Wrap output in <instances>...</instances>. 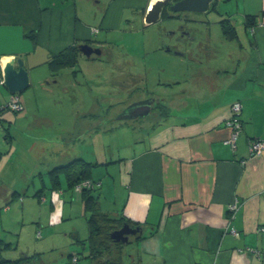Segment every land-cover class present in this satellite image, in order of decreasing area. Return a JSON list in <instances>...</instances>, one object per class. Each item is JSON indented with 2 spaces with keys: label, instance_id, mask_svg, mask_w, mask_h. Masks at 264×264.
<instances>
[{
  "label": "crops",
  "instance_id": "crops-1",
  "mask_svg": "<svg viewBox=\"0 0 264 264\" xmlns=\"http://www.w3.org/2000/svg\"><path fill=\"white\" fill-rule=\"evenodd\" d=\"M150 7L149 0H0V68L19 56L30 73L59 51L81 43L99 47L101 55L108 33L125 32L132 20H140L143 28L157 24L144 19ZM210 11L216 14L212 20L221 37L204 40L221 44L220 54L214 48L191 52L200 41L185 43L186 48L180 49L185 54L165 50L156 36L143 41L137 76L153 65L144 63L146 57L171 54L177 68L171 71L172 81H159L153 90L133 79L136 84H128L130 94L139 92L129 105L147 96L151 109L138 124L118 121L121 129L130 128L121 151L109 153L103 140L98 141L106 147L98 151L99 143L93 140L90 157L67 156L65 131L46 127L47 120L33 123L36 130L25 129L41 145L42 151L35 155L38 169L32 172L41 177L36 194L40 201L47 200L48 191L50 201L62 210L73 209L67 200L84 203L83 194L68 187L65 174H59L58 196L47 181L51 168L80 158L96 163L89 175L101 181L99 190L104 187L102 197L95 194L99 207L141 225L123 243L127 247L120 251L114 247L96 259L88 257L93 264H264V151L250 156L248 150L249 139H264V0H220ZM222 17L234 26L231 38L222 31ZM34 31L33 39L27 34ZM156 88L169 103L152 95ZM236 100L241 103L243 125L232 147L226 142L231 132L226 119ZM114 118L105 122L111 125L105 132L108 138L115 131ZM74 167L79 170L81 164L75 162ZM87 215L83 212L84 239ZM38 231L36 238L41 236L39 231L37 237ZM74 246L66 262L78 254L79 263L83 251L89 253L87 242L81 250L78 243Z\"/></svg>",
  "mask_w": 264,
  "mask_h": 264
},
{
  "label": "rangeland",
  "instance_id": "rangeland-1",
  "mask_svg": "<svg viewBox=\"0 0 264 264\" xmlns=\"http://www.w3.org/2000/svg\"><path fill=\"white\" fill-rule=\"evenodd\" d=\"M179 13V18L160 20L148 28H143L140 20H132L125 32L118 30L114 34L108 33L110 36L101 55L88 57L79 52L73 62H67L56 70L52 69L50 61L40 64L42 66L28 73V86L17 93L23 104L22 109L0 112V238L10 243L9 247L3 249L5 257L16 258L22 252L31 254L38 250L43 264H64L69 258V251L76 250L75 243H78L77 249L81 250V245L87 242L84 239L83 212L89 211L84 203L73 202L72 198L71 201L67 200L66 204L71 203L73 208L69 212L67 206L62 210L55 201L51 202L48 191H45L48 196L46 201H40L36 195L42 187V181L39 175L33 176L32 172L38 169L35 155L42 150L41 145L34 143L33 137L25 129L30 126L33 127L31 130H36L37 124L33 123L47 120L50 125L46 127L65 131L67 156L82 155L88 158L94 148V141L99 143L95 146L96 150L103 148L98 140L107 141L108 148H104L109 153L121 151L120 144L130 128L121 129L118 121L122 118L134 120L138 124L142 120V116L133 117L130 114V100L137 97L139 92L132 91L130 94L126 89L128 84L137 82L140 87L153 90L159 81H172L171 71L177 68L171 54L161 59L146 57L144 63L153 65L147 70L143 69L142 75L137 76L140 70L135 66L139 65L142 57L138 56L139 51H143L146 38L156 36L162 39L163 44H172L180 49L186 48L185 43L200 41L191 47V52H210L214 48L221 53V44L204 40L221 37L219 26L212 20L216 18L214 11ZM206 18L209 21L207 23ZM180 25L196 36L193 42L186 39L182 44L172 39L173 32H177ZM127 67L135 74L130 75ZM152 95L161 100L166 99L158 88ZM9 97V90L0 83L1 104L6 103ZM145 97L143 99L147 100ZM165 101L169 103V99ZM111 116L115 117V131L113 134L109 132L112 137L108 138L105 132L108 128L111 130V125L105 122ZM129 131H133L132 128ZM99 135H104V138L100 139ZM103 190L104 187L102 190L98 188L93 193L102 197ZM5 204L9 205L7 211H3L8 208L3 209ZM77 228L79 237L75 233ZM38 230L41 232L40 238H36ZM127 245L125 243L122 247ZM83 253L78 264H93L85 255V250Z\"/></svg>",
  "mask_w": 264,
  "mask_h": 264
},
{
  "label": "trees",
  "instance_id": "trees-1",
  "mask_svg": "<svg viewBox=\"0 0 264 264\" xmlns=\"http://www.w3.org/2000/svg\"><path fill=\"white\" fill-rule=\"evenodd\" d=\"M220 0H213L211 4L210 10L216 9V4ZM169 7H166V9ZM166 9L162 11L161 16L165 17L167 15ZM209 10V11H210ZM221 24V28L223 33L227 37H232L235 35L234 26L229 18L222 17L219 20ZM35 32H31L27 34L29 37L34 39ZM80 51L78 45H70L65 49L59 51L57 54H54L51 59L50 63L52 64V69L56 70L67 62H73L74 57ZM231 105V104H230ZM8 110L0 109V112ZM241 118V117H240ZM242 120V119H241ZM79 162L81 167L79 170H76L74 167V163ZM95 162H88L84 161L83 159L77 158L65 165H60L53 167L49 170L51 185L49 189L52 190H59L61 189L59 174H65L66 182L68 187L74 189V185L76 183L81 182L85 178H91L89 175L90 168L95 165ZM93 179V178H92ZM94 188H84L81 193L83 194L84 204L86 209H88L89 213L87 212V224H88V237L86 241L89 246V253L87 257H91L92 259H96L97 257L103 255V253H107L112 248H119L118 251L121 250V247L124 242L115 241L111 238L110 233L114 229H117L122 226L123 223H128L130 226L136 227L138 226L141 229V225L138 222L130 221L124 217H113L109 213L103 211L99 207V202L97 200V196L92 193L93 190L98 189ZM41 190V188H40ZM36 194H39L37 191ZM9 205H4L3 208L8 207ZM40 236V232L38 231L37 237ZM10 243L0 238V264H43L40 256V252H34L31 254L28 253H21L19 257L16 258H8L3 255V249L9 247ZM77 256L76 260L73 261V258L64 263V264H78V254H74ZM73 255V256H74ZM72 256V257H73ZM95 264H112V263H95Z\"/></svg>",
  "mask_w": 264,
  "mask_h": 264
},
{
  "label": "water",
  "instance_id": "water-1",
  "mask_svg": "<svg viewBox=\"0 0 264 264\" xmlns=\"http://www.w3.org/2000/svg\"><path fill=\"white\" fill-rule=\"evenodd\" d=\"M213 0H157L147 10L145 14V21L147 23L158 22L161 19L163 9L168 6L172 12H199L206 13L210 10ZM183 26H181L182 28ZM183 37L177 39L183 44V41L189 39L193 41L196 39L195 35L190 33V30L184 29L182 31ZM186 36V38L184 37ZM164 49L177 54H185L180 48L175 47L172 44L164 43ZM80 51L86 55L92 54L99 55L101 49L99 47H93L88 43L79 44ZM0 75L3 79L2 84L7 87L11 93H18L25 89L29 84L28 71L24 66V61L21 57H14L10 61H7L0 70ZM151 99L137 101L133 106L131 105V116H144L149 113L151 109ZM139 230V227L130 226L127 222L123 223L121 227L111 231L110 236L115 241L127 242L129 235L134 234Z\"/></svg>",
  "mask_w": 264,
  "mask_h": 264
},
{
  "label": "built area",
  "instance_id": "built-area-1",
  "mask_svg": "<svg viewBox=\"0 0 264 264\" xmlns=\"http://www.w3.org/2000/svg\"><path fill=\"white\" fill-rule=\"evenodd\" d=\"M157 0H149V6H152V4ZM1 70V68H0ZM3 82V79L0 75V83ZM11 109L13 111H17L22 109V105L19 100V96L16 93H10L9 100L6 101V103L0 104V109ZM240 112H241V103L240 101L236 100L231 103L229 107V115L226 119V124L230 127L231 132L230 136L226 139V142L229 143L232 147H235L236 140L239 135V133L242 130L243 121L240 118ZM248 150L250 156H257L264 151V139L261 138H251L248 141ZM245 162V160H243ZM101 186L100 180H94L92 178H85L79 183H76L74 185V190L81 192L84 188H97ZM61 191L60 190H53V193L55 195H59ZM235 208V204L230 205V209L233 210ZM234 233H237L234 229H232ZM73 261L76 260L77 256L74 255Z\"/></svg>",
  "mask_w": 264,
  "mask_h": 264
},
{
  "label": "flooded vegetation",
  "instance_id": "flooded-vegetation-1",
  "mask_svg": "<svg viewBox=\"0 0 264 264\" xmlns=\"http://www.w3.org/2000/svg\"><path fill=\"white\" fill-rule=\"evenodd\" d=\"M166 7H168V6H166ZM166 7L164 8V10L166 9ZM166 12H167V15L165 16V17H162L161 16V21H166V20H173L174 18H179L178 17V15L180 14L179 12H172L169 8H167L166 9ZM159 20V21H160ZM158 21V22H159ZM181 26H183V25H180L179 27H178V31L176 32V31H174L173 32V37H172V39H174L175 41L177 40V39H180V38H182L183 37V34H182V31L185 29L184 27H182L181 28Z\"/></svg>",
  "mask_w": 264,
  "mask_h": 264
}]
</instances>
